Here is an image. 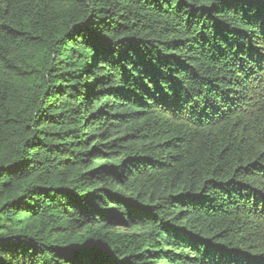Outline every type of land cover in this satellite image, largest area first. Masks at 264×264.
Returning <instances> with one entry per match:
<instances>
[{
	"label": "trees",
	"instance_id": "16d2710c",
	"mask_svg": "<svg viewBox=\"0 0 264 264\" xmlns=\"http://www.w3.org/2000/svg\"><path fill=\"white\" fill-rule=\"evenodd\" d=\"M0 264H264V0H0Z\"/></svg>",
	"mask_w": 264,
	"mask_h": 264
}]
</instances>
